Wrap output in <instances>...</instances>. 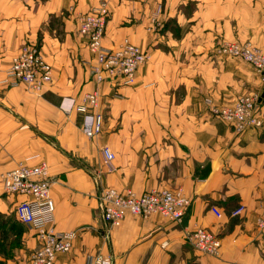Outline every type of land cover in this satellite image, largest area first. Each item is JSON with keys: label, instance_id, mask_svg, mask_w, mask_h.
<instances>
[{"label": "crops", "instance_id": "obj_1", "mask_svg": "<svg viewBox=\"0 0 264 264\" xmlns=\"http://www.w3.org/2000/svg\"><path fill=\"white\" fill-rule=\"evenodd\" d=\"M99 1L0 0V264H31L38 245L36 232L15 216L27 198L6 194L1 176L19 162L43 161L56 230L79 231L55 264H88L96 253L112 264H264V229L257 226L264 215V125L239 133L206 104L262 98L264 77L241 59L219 55L218 47L238 41L264 54V0H109L105 45L128 38L149 59L133 85L100 86L103 130L89 139L82 115H66L61 103L97 89L77 16ZM28 41H40L53 66L42 93L7 80L12 58ZM258 109L264 119L263 101ZM104 147L115 155L112 171ZM108 187L180 191L191 205L181 222L127 215L107 235L98 196ZM197 228L218 236L219 255L195 250Z\"/></svg>", "mask_w": 264, "mask_h": 264}, {"label": "built area", "instance_id": "obj_2", "mask_svg": "<svg viewBox=\"0 0 264 264\" xmlns=\"http://www.w3.org/2000/svg\"><path fill=\"white\" fill-rule=\"evenodd\" d=\"M109 0H100L99 4L85 14L77 16L78 34L86 41L91 56L90 71L97 89L84 94L79 101L65 98L61 110L66 114L82 115V132L93 139L103 130L104 116L100 111V86L113 84L131 86L136 75L149 59V54L141 46L128 38L117 46L105 45L108 20L110 16ZM221 56L241 59L251 64L264 77V54L252 44L225 42L218 47ZM7 80L14 85H26L34 93H42L53 81V66L46 61L37 42L28 41L16 52L7 70ZM261 97L241 96L232 105L217 106L207 100L211 113L232 124L237 132L248 128L262 127L264 119L258 116ZM105 164L112 171L114 153L109 147L102 149ZM3 191L9 195H22L27 200L18 204L15 216L19 223L36 232L38 245L30 254L31 264H55L60 254L70 253L79 236L78 230L58 232L53 224L55 203L51 196L52 180L46 162L29 165L19 162L17 166L1 176ZM99 209L109 234L111 226L125 216L148 217L162 216L172 222H181L191 200L182 192L166 189H150L142 194L120 192L114 188H104L98 196ZM217 216L221 212L213 209ZM243 210L233 212L237 217ZM50 224V225H49ZM259 229H264V215L258 220ZM195 250L217 256L221 250V240L210 230L197 228L191 236ZM88 264H112L109 255L96 253L89 256Z\"/></svg>", "mask_w": 264, "mask_h": 264}, {"label": "trees", "instance_id": "obj_3", "mask_svg": "<svg viewBox=\"0 0 264 264\" xmlns=\"http://www.w3.org/2000/svg\"><path fill=\"white\" fill-rule=\"evenodd\" d=\"M9 237L8 236H4V235H1V241H5L6 242V245H8V243H9ZM11 243V242H10ZM11 244H13L14 245V243H11ZM2 246H4V243H2ZM11 247H9V249L8 250H6V251H8V252H10V249ZM3 250V249H2ZM5 250V249H4ZM0 252H1V250H0Z\"/></svg>", "mask_w": 264, "mask_h": 264}, {"label": "rangeland", "instance_id": "obj_4", "mask_svg": "<svg viewBox=\"0 0 264 264\" xmlns=\"http://www.w3.org/2000/svg\"><path fill=\"white\" fill-rule=\"evenodd\" d=\"M227 42H237V43H241V42H238V41H227ZM25 43H26V42H25ZM40 43H41L40 41L37 42V44L39 45V47L41 46ZM241 44H243V43H241ZM242 96H243V95H242ZM240 97H241V96H240ZM237 98H238V97H237ZM20 224H21V223H20Z\"/></svg>", "mask_w": 264, "mask_h": 264}, {"label": "water", "instance_id": "obj_5", "mask_svg": "<svg viewBox=\"0 0 264 264\" xmlns=\"http://www.w3.org/2000/svg\"><path fill=\"white\" fill-rule=\"evenodd\" d=\"M261 101H263V102H264V94H263V96H262V98H261Z\"/></svg>", "mask_w": 264, "mask_h": 264}]
</instances>
